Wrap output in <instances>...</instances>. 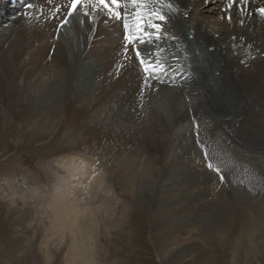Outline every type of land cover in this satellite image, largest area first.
<instances>
[{
	"label": "bare ground",
	"instance_id": "6f19581e",
	"mask_svg": "<svg viewBox=\"0 0 264 264\" xmlns=\"http://www.w3.org/2000/svg\"><path fill=\"white\" fill-rule=\"evenodd\" d=\"M11 1H14V5L10 4ZM164 2L173 5L171 10L161 8L166 20L159 22L163 25L159 44L165 49L161 58L168 68V74L161 77L163 83L150 79L152 86L144 88L141 94L144 74L138 66L131 45L127 53L130 59H125L124 34L120 22L99 12L95 13V21L90 22L88 17L78 13L57 31L60 21L66 15L65 0H53L52 4L47 0H0V110L4 109L3 112L9 116H19L22 122H27L36 129L51 128L57 119L59 124L63 115L64 120L58 131L61 134L68 133L74 139L78 135L83 136L84 147H88L90 152L78 151L75 154L77 157L73 156L70 161L65 162L63 166L71 178L62 179V189L56 192L57 199L54 197L56 202L53 201L52 206L55 218L62 222L73 220L74 224L79 223L80 230L88 225L87 219L76 221L80 217L77 214L80 213L79 194L82 188L89 193L91 189L94 190L95 182L105 179L103 176L106 173L119 169L117 176L123 179L128 196L132 197L138 192L142 179L146 180L140 171V165L143 163L146 172L149 170L151 174L154 173L155 163L160 157L155 156L152 160L146 154L144 160L143 148L137 151L136 147L131 151L127 150L128 147L123 149L126 142L121 140L126 137L136 136L139 140H145L149 136L158 142L168 141V149L164 151L166 154L161 157L165 164L162 163L163 166H158L157 169H164L160 177L162 182L174 176L180 179L181 184L190 185V188L188 186L184 189L189 193L186 197H181L183 201L177 204L178 210L180 208L178 212L189 211L187 217L199 216L196 212L204 208L200 195L207 194L206 184L209 183L205 171H194L193 167H189L191 162H198L201 158L199 152L190 146L192 136L188 137V133L197 132L196 137L198 138L199 133L201 138L206 133H214L217 123L224 128L233 127L240 140L250 133V139L260 143L261 147L252 153L256 155L252 158L264 159V17L257 11L264 8V0H248L246 5L237 3L230 9L228 0ZM28 4L33 7H27ZM59 5L60 12L53 15ZM81 19L83 24L80 23ZM137 47L141 48L142 45ZM183 68L187 70L188 79L178 76ZM189 89H195L190 93V103L176 106L178 98ZM159 110L171 112V118L177 124L186 120L188 123L180 124V130L172 136H168L169 132L168 137H164V121L158 114ZM78 113L85 116L77 117L74 124L72 119ZM193 118L199 122L193 121ZM92 134L99 137L94 140L93 146L89 141L92 137H88ZM216 134L218 131L214 136ZM222 141H219V145L225 147ZM202 145L212 156L211 161H229L225 154L228 150L219 152L209 145ZM241 146L245 148L243 142ZM232 173V169L222 173L225 185L221 187L227 197L221 209L222 217L231 219V225H215L213 230L216 232L212 231L214 243H220L221 246L227 240L230 227H234L233 235L239 236L241 228L250 222L243 212H246L249 200L234 205L236 200L227 182H230ZM249 173L252 174L251 171L248 175ZM255 173L244 180V185L249 190H254L253 196L255 191H264V180ZM154 177L161 180L159 175ZM86 184L88 186L84 188ZM172 185L174 183H169L166 190H173L170 187ZM56 188L59 189L54 186L53 191ZM247 193L249 195L252 192ZM72 201L75 202L74 205ZM251 205V208L255 207L258 218L263 219L264 207ZM242 207L244 209L240 211ZM174 208L176 210V206ZM169 239L167 237L163 243ZM83 249L74 251L78 254ZM229 254L231 258L233 252ZM213 259L214 255L206 254L199 264H215ZM174 261L172 256L166 263L172 264ZM232 261L233 258L229 264Z\"/></svg>",
	"mask_w": 264,
	"mask_h": 264
},
{
	"label": "rangeland",
	"instance_id": "374dc122",
	"mask_svg": "<svg viewBox=\"0 0 264 264\" xmlns=\"http://www.w3.org/2000/svg\"><path fill=\"white\" fill-rule=\"evenodd\" d=\"M178 76L185 79L180 75V72H178ZM194 90L189 89L187 93L180 96L176 106L190 103L189 96ZM184 100L185 102H183ZM3 110H0V264H167V259L172 256L175 258L172 264H199L203 257L210 253L214 255L215 264H229L232 258V264H264V218H258L255 207L251 208L253 207L251 204L264 207V191H255L253 196L254 190H249L244 185V180L255 173L253 170L261 180L264 178V159L252 158V156H256L252 153L257 152L261 145L250 139V133L242 136V140H240L235 128H224L217 123L218 127H215V132L206 133L204 137L200 138L198 133L197 138V132L187 134V136H192V142H189L190 146L199 152L201 158L198 162H191L190 169L193 167L194 171H205L209 177V183L206 184L208 192L206 195H200L204 208L196 212L199 216L195 218L190 215L187 217L189 211L180 213L178 212L180 208L179 210L177 208V204L183 201L181 197L189 193L184 189L188 186L190 188V185L181 184L180 179H176L174 176L166 178L165 182H162L160 178L164 169L159 171L157 168L165 164L161 157L166 154L164 151L168 149V141L158 142L149 136L145 140H139V137L136 136L122 139V142H130L127 146L124 143L125 148L123 149L128 147L127 150L131 151L136 147L137 151L143 148L144 160H146V154L152 160L155 159V156L156 158L160 157L155 163L154 173L151 174L149 170L146 172L143 163L140 165V171L146 180L142 179V184L138 185V192L132 197L128 196L123 179L117 176L119 169L110 172L111 175L106 173L105 177L103 176L105 179L102 178L103 180L99 183L95 182V186L90 185L94 186V190L91 189L89 193L84 192L82 188L81 195L79 194V198L81 197L80 213L77 214V217H80H76V221L87 219L86 224L88 225L83 226L84 230H80L79 223L74 224L73 220L62 222L57 217L55 218L52 206L57 199L56 192L62 189L60 187L62 179L71 178L68 177V171L63 166L65 162L70 161L73 156L77 157L75 154L78 151L88 154L90 152L88 147H84L83 136L78 135L79 137L74 139L72 136H68V133L61 134L58 131L64 120L63 115L59 124L57 122L59 119H57L51 128L36 129L29 123L22 122L19 116H9ZM158 114L163 119L164 126L166 123L169 124H166L168 127L164 128L163 126L162 128L164 137L172 136L180 130V124L188 123V120L179 124L173 122L171 112L166 110H159ZM80 116L85 115L78 113L73 117L74 124L78 120L77 117L81 118ZM195 120L199 122L198 119L193 118V121ZM166 129L168 130L165 132ZM216 129L218 134L215 136L218 139L214 136L217 133ZM96 135L88 136L92 137L89 138L92 146L95 145L94 140L99 138ZM194 138L195 140H193ZM219 141H222L227 148L219 145ZM197 142L201 145L199 146ZM242 142L245 144V148H242ZM203 143L216 151L219 150V152L228 150L229 153L226 151L225 154L230 162L212 161L216 164H212L213 168L210 169L208 167L210 162L205 161L203 157L212 160V156L205 151L207 149L204 147L205 154L199 150ZM243 149L246 150L245 154ZM143 167L144 171H142ZM216 168H219V173L215 170ZM228 169L234 170L230 182L227 181L229 190L236 200L234 205L242 203L243 200L244 202L249 200L245 207L246 212L245 210L243 212L246 214L245 216L249 217L250 222L241 228L239 236L233 235L234 227H230L227 240L221 246L220 243L217 245L214 243L212 231L216 232L213 230L215 225L217 227L219 224L225 226L224 224L228 225L229 223L231 225V219L222 217L221 209H223V203L227 197L221 189L225 185L224 181H220L217 175L220 177L219 174ZM238 171L240 172L238 173ZM244 171L246 172L244 173ZM250 171L252 174L248 175ZM156 175H159L161 180L158 181L154 177ZM169 183H174L170 186L173 190H166ZM54 186L59 189L56 188L57 190L53 191ZM85 186L84 188H87L88 185ZM241 187L243 191H241ZM246 191L252 193L247 195ZM237 194L239 199H237ZM72 202L74 205L75 202ZM242 209L244 208L242 207L240 211ZM238 211L239 209L237 213ZM209 212H212V215ZM80 232L81 236H79ZM167 237L170 238L169 243L167 241L163 243ZM81 248H84L83 252L81 250L80 253H75L74 250ZM230 252H233L231 258Z\"/></svg>",
	"mask_w": 264,
	"mask_h": 264
},
{
	"label": "snow or ice",
	"instance_id": "6c2138e0",
	"mask_svg": "<svg viewBox=\"0 0 264 264\" xmlns=\"http://www.w3.org/2000/svg\"><path fill=\"white\" fill-rule=\"evenodd\" d=\"M47 2L52 4L53 0H47ZM237 3L246 5L248 0H228V8H232ZM27 7L33 6L28 4ZM64 7L66 15L60 21L57 31L69 23L70 17H74L78 13L88 17L90 22L95 21L96 12L107 15L109 19L119 20L122 22L124 30L125 59H130L127 53L129 45H131L138 66L144 74L141 94H143L144 88L152 86L150 79L164 82L161 77L168 74V68L161 58V53L164 50L156 42L160 41L163 35V25L159 22L166 20L161 8L166 7L171 10L173 8L171 3H165L164 0H68ZM60 10V7L57 6L53 15ZM241 10L243 11V9ZM257 11L264 17V8H259ZM228 19L231 22V16ZM80 23L83 24L84 21L81 19ZM241 23L243 22L241 21ZM137 45L145 47L141 49ZM208 167L211 169L213 165L210 163ZM215 170L219 173V168ZM220 179H224L222 174Z\"/></svg>",
	"mask_w": 264,
	"mask_h": 264
}]
</instances>
